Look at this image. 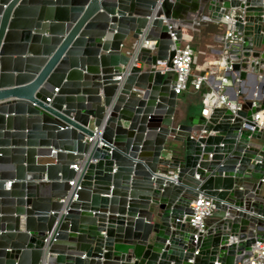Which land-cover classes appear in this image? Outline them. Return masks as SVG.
Segmentation results:
<instances>
[{"label": "water", "instance_id": "water-1", "mask_svg": "<svg viewBox=\"0 0 264 264\" xmlns=\"http://www.w3.org/2000/svg\"><path fill=\"white\" fill-rule=\"evenodd\" d=\"M210 20L217 62L264 75V0H0V264H240L264 241V86L187 114L159 68Z\"/></svg>", "mask_w": 264, "mask_h": 264}, {"label": "built area", "instance_id": "built-area-1", "mask_svg": "<svg viewBox=\"0 0 264 264\" xmlns=\"http://www.w3.org/2000/svg\"><path fill=\"white\" fill-rule=\"evenodd\" d=\"M243 3L246 0H241ZM235 12V9H231L229 13H224L221 16L222 21L228 22V24L233 23L236 18L231 14ZM237 13V12H236ZM226 37H231L232 33L230 29H226L225 31ZM174 38V36H173ZM152 40H145L144 45L152 47ZM191 37L185 40H182L175 48V53L171 58V66L166 64V59L159 60V68L162 72H166L172 69L176 73V80L174 84V90L176 94H181L184 90L187 89L189 85H191L194 89H200L202 87L203 82L206 80V74H194L192 72V63H193V54L194 50L191 45ZM225 68L226 65H225ZM221 86L223 87L221 90H206L202 94V109L201 113L204 115H208L210 110L214 106H227L234 112L235 109L239 108V103L235 100H232L225 93L224 84L227 83V77H221ZM253 122L254 125H244L248 129L254 128V126H258L261 129H264V118L259 111H255L253 113ZM96 131L97 128L95 127ZM86 140L92 141L93 137H86ZM74 168H78L76 164H73ZM10 186V183H8ZM190 206L192 208L191 214H183L180 218L181 221L185 222L191 228L195 229V237L200 232L205 231V225L208 218H210L214 211V204L212 198L199 193L195 198H193L190 202ZM198 253V249L195 250L194 254ZM190 261L193 258L189 259ZM240 264H264V241L256 240L254 247L252 249L251 255L248 259Z\"/></svg>", "mask_w": 264, "mask_h": 264}, {"label": "crops", "instance_id": "crops-1", "mask_svg": "<svg viewBox=\"0 0 264 264\" xmlns=\"http://www.w3.org/2000/svg\"><path fill=\"white\" fill-rule=\"evenodd\" d=\"M197 27V26H196ZM191 35V45L194 50L192 72L194 74L207 75L200 89H194L191 85L187 87L181 94L178 95V108L187 114L200 113L202 109V94L206 90H221V77H227V83L224 84L225 93L228 97L234 100V92L242 90L245 97L250 96L255 89H261L264 86V75H258L257 81L253 75H248L245 80L234 78V72H227L223 61L217 62V55L214 53V48L219 47L217 42V31L215 22L202 21L197 29H185ZM219 65H218V64ZM264 89V87L262 88ZM264 118V112L259 111ZM217 263V261L215 262Z\"/></svg>", "mask_w": 264, "mask_h": 264}]
</instances>
